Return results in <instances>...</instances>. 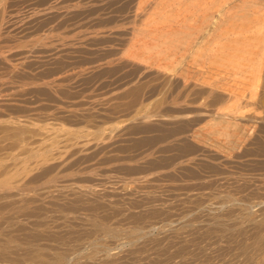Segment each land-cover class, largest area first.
Instances as JSON below:
<instances>
[{"label": "rangeland", "instance_id": "374dc122", "mask_svg": "<svg viewBox=\"0 0 264 264\" xmlns=\"http://www.w3.org/2000/svg\"><path fill=\"white\" fill-rule=\"evenodd\" d=\"M223 2L0 0V264H264L262 113L233 144L211 102Z\"/></svg>", "mask_w": 264, "mask_h": 264}, {"label": "bare ground", "instance_id": "6f19581e", "mask_svg": "<svg viewBox=\"0 0 264 264\" xmlns=\"http://www.w3.org/2000/svg\"><path fill=\"white\" fill-rule=\"evenodd\" d=\"M219 1L221 4L224 1L223 4L227 2L236 8L239 7V9L242 7L245 12V9H247V12H244L243 15L237 14V12L235 13L236 16L231 15V17L229 14L232 19L227 20V22L235 28V30L232 29L231 35L226 36L228 37V39L226 38L228 40L226 51L231 56V62L228 63L230 65L233 62L231 67H228L229 69L232 68V73L230 72L227 75L224 73L225 77L222 73H217L219 78L214 81L213 87L210 89L213 94L211 102L218 105L216 109H220V111L218 110L220 114L216 111L218 115L216 116L217 120L215 119L216 123L218 122L217 124L223 128L224 123L234 128H232V132L231 129L229 132H231V142L236 144L238 141H244L250 133L249 129L256 124L254 118L258 116L254 117V114H249L250 112L262 113L261 117L264 120V0H230V3L229 0ZM222 20L225 21L219 19L221 22ZM258 82L260 83L258 84ZM258 87L261 88V91L258 90L257 92L255 89ZM200 91L203 90L200 88ZM216 123L213 124L216 125ZM259 124L262 125L260 122ZM219 126H217V129L220 128L221 130L222 127ZM230 126L226 127L229 128ZM218 130H216L217 133Z\"/></svg>", "mask_w": 264, "mask_h": 264}]
</instances>
